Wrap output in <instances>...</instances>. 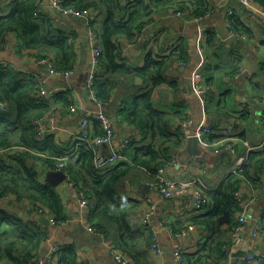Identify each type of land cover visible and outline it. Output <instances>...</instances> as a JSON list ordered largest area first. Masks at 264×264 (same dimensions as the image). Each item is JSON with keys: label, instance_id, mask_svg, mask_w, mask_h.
<instances>
[{"label": "crops", "instance_id": "0c3cea01", "mask_svg": "<svg viewBox=\"0 0 264 264\" xmlns=\"http://www.w3.org/2000/svg\"><path fill=\"white\" fill-rule=\"evenodd\" d=\"M11 1L0 0V4L9 11ZM123 1L126 4L136 0ZM252 1L262 11L249 10L242 0H203V7L193 5L197 0H175L172 5L153 8L152 14L139 22L144 24L137 41L131 42L125 35L117 37L120 56L116 62L135 71L121 75L105 71L101 59L97 64L92 63L95 46L101 48L97 39L92 44L91 32L101 27L107 15L106 8H90V16L75 19L50 11L47 4L50 0H44L46 8L42 14H49L46 21L53 29L68 36L72 46L70 70H67L71 74H52L49 64L58 70L56 63L62 62V54L44 55L27 48L20 32H12L6 37L0 47V65L9 66L34 80H37L34 75H38L40 85L48 91L44 96L52 103H61L65 97L73 101L70 107L56 104V109L44 119V136H54L58 151H69L76 142L77 145L94 144L95 137L105 132L102 123L96 119V114L103 112L113 121L114 135L110 149L92 145L95 146V158L118 150L130 136L135 138V143L127 155L133 156L138 151L136 148H146L156 137L163 135L171 141L161 147L169 158L165 163L169 165L165 174L167 179L176 183L194 181L207 195L209 191L218 190L227 176L239 168L241 158L246 161L250 152L264 150V7ZM200 9L207 16L196 20L194 16L201 13ZM179 10L183 12L182 16H177ZM233 18L249 31L235 30ZM175 53L183 55L179 57ZM149 55L152 56V69L154 62L161 63L160 73L164 80L157 85H153L148 75L139 72L147 66ZM43 59L47 62H42ZM238 67L242 70L235 75ZM92 71L96 78H106L114 83L112 96L103 105H99L94 85L89 87L88 84ZM197 73L203 94L194 92ZM148 90H151L154 113L145 112L141 119L133 122L135 98ZM73 107H76L75 111H72ZM87 116H94L89 125V143L82 138L85 134L82 121ZM186 119L190 122L183 128ZM205 127H210L213 132L199 138L202 154L191 155L186 140L190 136L198 137ZM178 139L181 144H176ZM38 166L41 181L45 182L47 172L53 170ZM66 175L67 180L55 188L63 202L65 219L62 221L65 224L51 223L55 216L49 207L30 201L11 198L7 210L39 230L44 229L42 249H50L53 245L73 247L78 250L82 264H117L113 250L119 234L113 228L109 236L93 225L90 211L79 208L69 184L72 179ZM260 175L258 187L247 182L240 189L245 208L240 209L231 227L237 225L243 211L249 221L241 227L242 240L235 244L230 226L213 235L204 226L193 223L201 211L196 208L190 192H177L172 198H163L153 186L152 174L145 168H137L119 189L124 203L130 200L139 203L130 220L129 233L142 242L134 243L132 255L126 257L132 264H187L184 256L181 262L177 260V249L181 248L188 255L197 253L212 236L218 247L214 258L219 264H247L248 260L242 254L264 258L260 248L264 238H254L256 231L264 229V169ZM210 203L208 199L207 205ZM150 212V224H146L144 219ZM187 225L189 228L183 230L187 231L183 236L179 232ZM154 236L160 252L151 247ZM40 257L41 254L37 258ZM57 262L56 255L53 264ZM252 264H264V259Z\"/></svg>", "mask_w": 264, "mask_h": 264}, {"label": "trees", "instance_id": "16d2710c", "mask_svg": "<svg viewBox=\"0 0 264 264\" xmlns=\"http://www.w3.org/2000/svg\"><path fill=\"white\" fill-rule=\"evenodd\" d=\"M42 0H12L7 11L0 4V47L5 43L6 37L12 32H20L27 48L40 51L44 55L53 52L62 54V62H57L59 71H67L71 60L72 46L68 36L57 31L46 21V14L37 13V8ZM264 7V0H255ZM65 5L77 9L106 8V18L101 27L94 28L97 41L101 48L102 68L106 71L130 75L135 71L124 64L116 62L120 56L119 35H125L131 42L137 41L142 32L144 23H139L152 14L153 8L172 5L175 0H64ZM193 5L203 7V0H197ZM201 13L205 14L200 9ZM233 28L237 31L248 32L238 19H232ZM175 55H178L175 53ZM183 53L178 55L182 57ZM147 66L140 70L148 75L157 85L163 82L160 73L161 63L154 62L149 55ZM57 66V68H58ZM38 80L31 79L23 73L9 66L0 65V264H31L37 258L44 246L45 234L36 226L17 218L7 209L9 200L15 198L20 201H30L37 205L49 207L55 219H65L63 202L57 189L47 182L41 181V174L37 169L42 165L47 170H57V164L66 159V172L72 180L76 181L86 192L90 201V216L93 225L110 236L114 230L119 234V241L115 249L126 256L132 255L134 243H141L138 237H133L129 232L130 220L139 207L138 201L130 200L124 203L120 195V186L128 179L137 168L147 169L156 180L158 169L167 161V154H163L161 147L171 142L163 135L156 137L152 145L146 148H136L138 151L122 160L115 166L105 169L95 167V152L89 144L77 145L69 151L61 152L53 135L39 137L36 122L45 121L56 104L72 105L69 98H62L58 103H52L49 98L39 91ZM98 100L103 104L112 96L113 81L106 78H95L94 86ZM151 90L135 98L136 108L133 111L132 121L142 118L145 112L153 114L151 103ZM106 136L100 132L98 137ZM160 145V147L157 146ZM176 144H181L180 139ZM134 145V144H133ZM133 147V146H131ZM131 157V158H130ZM35 164L31 167L28 161ZM39 167V166H38ZM264 169V150L252 151L246 161L239 168L230 173L221 187L216 191L207 192V197L212 203L203 208L193 223L207 228L213 235L225 231L226 226H232L239 213L240 199L235 192L242 185L250 182L258 187L261 182V170ZM242 199V198H241ZM208 209L207 211H204ZM204 211V212H203ZM183 226V230L189 227ZM232 228V227H231ZM217 244L212 239L194 254L183 253L187 264H219L214 255ZM57 264H82L79 253L73 247H60L57 251ZM186 255V256H185Z\"/></svg>", "mask_w": 264, "mask_h": 264}, {"label": "built area", "instance_id": "2783aa9c", "mask_svg": "<svg viewBox=\"0 0 264 264\" xmlns=\"http://www.w3.org/2000/svg\"><path fill=\"white\" fill-rule=\"evenodd\" d=\"M243 5L247 8H249V10L252 11H257L260 12L262 10H260V8L257 7V5L255 3H253L252 0H242ZM53 7V9L55 11H57L58 13H61L65 16L68 17H73V18H87L88 16H90L91 14V9H77L74 7H68L65 5L64 0H50L49 4ZM46 8V4L43 1L40 2L39 7L37 8V13H42ZM264 12V11H263ZM230 14H232V11H229ZM177 16H182L183 12L181 10H179L177 13ZM207 14H203L200 13L199 15L194 16V18L196 20H202L204 17H206ZM91 39H92V44L95 43L96 39H97V33L92 31L91 32ZM123 53H124V49H123ZM100 56H101V50L99 49V47L95 46L94 51L92 53V63L93 64H97L100 60ZM42 62H47V60L43 59L41 60ZM50 67V72L52 74H58V75H65V76H69L71 74V71H65V72H61L58 71L52 64H49ZM242 68L238 67L236 69V71L234 72L235 75H237L239 72H241ZM34 77L41 82V79L38 75H34ZM95 78H96V74L94 71L91 72L89 79H88V84L89 87H92L94 85L95 82ZM195 78V87H194V92L197 94H203V89L200 83V74L197 73L194 76ZM41 94L45 95L48 93V91L43 87V85L41 86ZM99 105H103V103L101 101H98ZM76 107L72 108V111H75ZM92 118H94V116H87L83 119L82 121V128L85 130V134L83 135V140H86L89 143V125L90 122L92 120ZM96 119L99 120L102 125L104 126L105 129V133L106 136L104 137H98L95 140V145H102L106 142H110L113 135H114V125H113V121L103 112H99L96 114ZM190 122V119H186L183 124L182 127L184 128V126L186 124H188ZM263 124H264V114H263ZM37 125V133L39 137H43L45 134V128H44V121L43 119H40L36 122ZM212 129L210 127H205L203 128L199 133H198V137L200 138L203 134L206 133H212ZM135 143V138L130 136L128 138H126L120 145L119 149L112 152L111 154H100L98 156H96L95 158V165L98 169H105L108 166H113L115 164H118L119 162H121L122 160L126 159V154L128 152V150L131 148V146H133V144ZM94 144L89 143V145L91 147H93V149H95V146H92ZM231 146L229 145V148ZM95 151V150H94ZM66 159L68 158H64L62 160V162L57 164V170L59 171H65L66 174H68L66 172ZM245 162L244 158H241L239 160V165L241 166L243 163ZM169 165L168 164H164L163 166H161L158 169V173L156 175V180L153 183V186L158 190L159 194L163 197V198H172L177 192L179 193H191L194 201H195V206L198 210H203L204 207L207 206L208 203V199L206 197V195L203 193V191L196 186L194 181H188V182H173L169 179H167L166 177V172L168 170ZM70 186L73 188L74 193H75V198L77 201V204L79 206V208H81L82 210H89V206H90V201L88 198V195L86 194V192L84 190L81 189V187L79 186V184L74 181L71 180L69 181ZM235 196L240 199L241 203V209L245 208L244 205V201L241 199L242 196V192L241 190H238L235 192ZM6 196H3L0 200H3ZM152 212L148 213L147 216L144 219V222L146 224H150V216H151ZM249 221L246 213L243 211L238 218V223L235 227H233L231 230V236L233 238V241L235 244H239L240 241L242 240L241 236H240V230L241 227L246 224ZM51 223L54 224H58V225H63L65 224L64 221H59L56 220L55 218L51 219ZM44 229L41 228L40 231L43 232ZM187 231H182L181 235H186ZM254 238L256 239H261L264 238V229L262 230H258L254 233ZM152 249H154L157 252H160V245L159 242L157 240V238L154 236L153 237V241L151 244ZM59 246L58 245H53L51 246L50 249H48V254L46 257L44 258H34L30 261L31 264H53L55 261V257H56V253L58 251ZM113 257L114 260L116 261L117 264H132L131 261L129 260V258L126 257V255L116 249L113 250ZM176 257L177 260L179 262L182 261L183 259V251L181 248L177 249L176 251ZM263 256L262 255H249L247 260V264H252L256 261L258 262H262L263 261ZM87 264H99V263H93V262H89Z\"/></svg>", "mask_w": 264, "mask_h": 264}, {"label": "water", "instance_id": "95a60500", "mask_svg": "<svg viewBox=\"0 0 264 264\" xmlns=\"http://www.w3.org/2000/svg\"><path fill=\"white\" fill-rule=\"evenodd\" d=\"M49 4V2L47 3ZM49 10L55 12L53 7L49 5ZM75 19H80V18H75ZM187 151L194 156H200L202 154V151L199 149V137L197 136H190L187 138ZM104 147L107 149H110V142H106L102 144ZM27 164L31 167L33 165V161H28ZM67 180V175L63 171H49L47 172L45 176V182L49 183L51 186L54 188L59 187L63 182ZM148 188V187H146ZM146 192V191H144ZM260 248L264 251V242L260 244ZM41 258H44L48 254V249L44 248L40 252ZM236 255V254H235ZM245 258H248L249 254H242Z\"/></svg>", "mask_w": 264, "mask_h": 264}]
</instances>
